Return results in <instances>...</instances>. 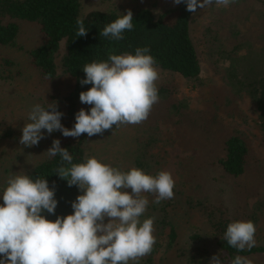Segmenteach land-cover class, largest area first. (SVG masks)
Here are the masks:
<instances>
[{"label": "trees", "instance_id": "16d2710c", "mask_svg": "<svg viewBox=\"0 0 264 264\" xmlns=\"http://www.w3.org/2000/svg\"><path fill=\"white\" fill-rule=\"evenodd\" d=\"M240 5L244 7V14L239 8ZM219 7L218 12H224L225 16L230 18L224 21L226 23H229L239 10L234 17L237 21L231 23V28L228 29L235 38L234 44L232 48L223 49L221 52L224 66L218 67L221 73L220 82L204 83L201 80L202 67L191 34L192 21L199 7L193 14L186 10V3L183 2L158 14H154L149 8L133 10V29L123 33V40L116 41L100 33L105 25L126 13L91 10L81 15L79 0H0V46L8 47L16 43L19 21H26L37 27L41 41L29 50L30 65L44 80L54 79L58 67L67 76L70 92L65 99L69 107L65 124L72 126L79 107L86 111L91 107L79 100L80 92L91 88L90 84L80 83V80L85 78L83 67L93 61H106L110 51L117 55L125 52L134 55L138 47L149 48V54L156 61L155 67L187 78L190 90L199 92V101L204 105L203 108L195 109L188 104L186 98L177 99L171 93V88L158 86L159 100L153 105L149 119L152 122L161 121L163 124L172 125L175 143L183 150H192L189 156L193 159L189 164L192 168L190 175L199 179L205 178L207 181L208 171L211 172L212 169L217 172L215 180L228 178L231 181L232 184L224 186L232 189L233 197L238 196V188L242 187L248 191L242 193L249 196L256 192L258 178H261L259 172L256 176H253V172L261 166L257 165L259 168H256L252 161V148L248 138L235 128L226 135L221 133L220 137L214 136V133L209 131L207 121L222 124L223 131V128H226L224 117L226 119L238 115L237 101L247 97L255 107L258 126L264 132V44L254 46L249 30L253 23L257 25V13L262 14L261 19H264V0H234L228 7ZM78 18L83 20L88 30L85 37L76 35ZM62 42L64 48L58 65L56 59ZM2 61L5 68L12 65L11 58L7 56ZM163 102L167 103L165 107L161 105ZM147 122L149 127L155 126ZM201 124L204 128L199 126ZM199 128L201 132L197 131ZM89 146H92V140L86 133L78 138H66L61 143V147L67 148L73 156V163H82L89 157L86 153ZM60 165L59 155L51 158L47 156L36 163L27 174L33 179H47L50 188L55 186V198L58 201L55 215L42 213L52 221L57 216L72 214L74 210L71 204L81 194L77 186L69 187L67 180L56 175V169ZM248 178L257 180L249 185ZM209 185V188L215 186V181ZM202 191L206 193L205 200H198L197 204L204 213L210 208L213 210L212 207H217L218 210V216H213V212L208 216L214 237L212 247L209 242L203 240L201 233H190L188 230L185 231L186 235H183L181 228H185L170 220L161 264H210L213 255H219L222 264H230L237 255L264 258L262 243H256L250 251H237L224 240L227 225L233 221L250 220L256 225L254 214L247 211L240 213L237 209L232 211L223 194L214 201L210 192ZM261 201L264 205V193Z\"/></svg>", "mask_w": 264, "mask_h": 264}, {"label": "clouds", "instance_id": "9594fccd", "mask_svg": "<svg viewBox=\"0 0 264 264\" xmlns=\"http://www.w3.org/2000/svg\"><path fill=\"white\" fill-rule=\"evenodd\" d=\"M186 3V10L195 14L215 3L228 7L234 0H173ZM77 37H85L87 29L77 19ZM133 29V13L128 10L105 25L100 35L123 40V33ZM147 47L136 48L135 54L109 52L106 61H93L83 67L85 78L81 85L91 88L79 94L82 104L75 114V124L69 129L61 123L64 115L57 104L45 108L34 105L22 128L20 144L37 146L48 134L60 131L64 137H92L103 134L113 126L140 124L145 121L159 100L156 81L159 72L156 61ZM47 155L61 158L56 175L77 186L81 192L72 202L73 213L57 216L52 221L42 214L55 215L58 201L55 186L47 179H33L23 171L13 173L3 189L0 205V264H139L149 255L156 243L154 217L141 220L152 194L154 203L174 198L175 181L170 172L161 170L155 175L142 169L121 170L96 157L73 163L67 148L59 139L52 141ZM107 221V222H105ZM256 226L252 221H233L227 225L224 240L237 251L256 246ZM210 264H222L213 255ZM230 264H252L247 257L237 255Z\"/></svg>", "mask_w": 264, "mask_h": 264}, {"label": "rangeland", "instance_id": "374dc122", "mask_svg": "<svg viewBox=\"0 0 264 264\" xmlns=\"http://www.w3.org/2000/svg\"><path fill=\"white\" fill-rule=\"evenodd\" d=\"M79 2L81 15L91 10L127 13L128 10L133 11L139 8H149L154 14H158L169 7L176 6L173 0H79ZM239 8L244 14V7L240 5ZM218 11H220V7L215 3L206 9L199 8L191 25V34L202 67L201 80L204 83L221 81V73L218 69V67L224 66L221 52L223 49L232 48L235 41L228 29L231 28V23L237 21V18L234 17L239 13V10L229 23L224 22L230 19L225 16L226 13L222 12L221 14ZM257 14L259 16L256 20L257 25L253 23L249 28L250 35L253 37L251 43L254 46L264 44V29H262V27L264 28V19H261L262 14ZM249 23L251 24V21ZM19 25L16 43L8 47L0 46V205L3 204V189L7 186V181L13 173L23 171L27 175L36 163L48 156L44 152L52 146L54 139H59L62 143L66 138H69L64 137L60 131L48 134L46 130H42L45 138L41 139L37 146L26 147L19 142L22 136L21 130L24 124L29 122L27 120L28 113L36 104L47 108L49 103L55 104L56 102L57 110L64 114L61 118V123L64 125L69 116L68 101L65 99L70 92V82L60 67H58L54 79L44 80L38 71L30 65L29 50L40 43L41 36L34 24L19 21ZM63 48L62 42L56 59L58 65ZM6 56L12 60V65L9 68H5L2 64V59ZM156 68L159 72V79L156 81L157 87L171 88V93L177 99L186 98L188 104L195 109L204 107L199 101V92L195 89L190 90L187 78ZM237 103L239 109L236 114L238 115L226 119L224 117L226 128L224 127L223 131L220 123L214 124L207 121V125L209 131H212L213 135L217 137H220L221 133L226 135L227 132L235 128L248 138L252 148V161L256 168L261 166L258 169H261L260 171L254 170L253 172V176L259 172L261 178H258L256 192L254 191L255 193L249 196L242 193L245 191V188L242 187L238 188V196L233 197L232 189L224 186L232 184L231 181L228 178L215 180L217 172L212 169L211 172L208 171L207 181L205 178L199 179L190 175L192 168L189 164L193 162V159L189 156L192 150H183L175 143L172 125L163 124L161 121L152 122L149 116L140 124L113 126L103 134L90 137L92 146H89L86 151L89 157H96L102 162L124 171L135 167L142 169L147 174L155 175L159 171L165 170L171 173L175 181L173 199H166L156 204L153 202L155 197L152 194H144L149 200V205L141 220L155 218L153 235L156 238V243L152 252L141 258L139 264H161L170 220L185 228V230L181 228L184 232L183 235H186L188 230L190 233H201L203 240L209 242L212 247L214 237L210 230L211 219L208 216L210 212H213V216H218V210L217 207H212L213 210L210 208L204 213L199 207L197 201L205 200L206 193L202 190L210 192L214 201L221 198L223 194L232 211L237 209L240 213L247 211V213L254 214L257 220L255 225L256 243L264 244V205L260 203L264 193V132L258 126L255 107L248 98L243 97ZM161 105L165 107L167 103L163 102ZM80 109L79 107L78 111ZM146 121L155 126L149 127ZM64 126L71 129L74 125L65 124ZM199 126L204 128L203 124ZM197 131H200V128ZM248 180L250 181L248 184L252 185L257 179L248 178ZM212 181H215V186L209 188ZM245 192L248 193V191ZM182 244L187 243L182 242ZM248 259L252 264H264L262 256H250Z\"/></svg>", "mask_w": 264, "mask_h": 264}]
</instances>
